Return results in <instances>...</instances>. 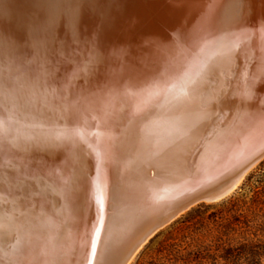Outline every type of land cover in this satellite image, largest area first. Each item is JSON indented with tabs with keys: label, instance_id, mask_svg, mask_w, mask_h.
Instances as JSON below:
<instances>
[{
	"label": "bare ground",
	"instance_id": "bare-ground-1",
	"mask_svg": "<svg viewBox=\"0 0 264 264\" xmlns=\"http://www.w3.org/2000/svg\"><path fill=\"white\" fill-rule=\"evenodd\" d=\"M46 1L2 0L0 15H4L2 19L4 23L0 22V35L3 33L4 39L16 41L23 39V32L12 31L15 24L8 21L11 19L9 17L11 13L13 16L17 15L16 18L22 14L27 21H25L26 26L39 23L41 20L43 22V24L39 23L42 25L41 31L33 29L32 36L33 38L39 36L40 40L44 41L47 50V57L44 58L46 61L61 58L64 49L59 48L60 50L56 51L53 41L59 33H64L63 42L77 38L76 41H81L83 46L82 51H76L81 47L74 45L66 46L65 49H73L76 54L81 52L79 59L82 58V62L87 57L94 56L90 61L87 60V66L96 64V67L99 63L95 68L96 83L101 84L102 88L98 91L93 87L87 90H82L80 87L76 90L72 83H66L68 90L61 96L56 83L57 78L51 80L56 91L55 96L51 95L48 85H42L41 80L40 83L37 82V74H35L38 72L45 77L49 76L52 73L50 68L36 71L35 67L27 75L22 71L21 76L25 77L26 82L24 86L22 85V90L20 87H14L10 81L5 83L0 79V121L5 122L0 125V146L6 149V152H0V171L3 170L5 161L12 157L35 158L42 161L38 174L41 180L45 179L46 182L40 186L45 190L44 193L34 196L33 199L18 201L12 219L14 227L8 230L0 228V264H67L71 258L74 264H85L88 253L92 250L91 246L88 247L89 237L91 232L95 234L97 228L96 226L94 229L93 224L96 222L100 228L99 214L103 215V209L100 212L101 207L89 197L93 182L99 185L100 182L98 176L96 181L92 178L87 179L89 172L85 169L87 163L92 161L95 153L98 156V153L101 154L109 147L110 152L118 154L117 159L132 156L137 150L131 149L129 152L123 150L124 147L125 149L128 147L124 144L128 138L126 132L114 138L122 129V125L117 124L112 130L110 129L112 125L110 126L109 121L112 114L115 119L117 118L118 105L121 106L123 100L128 99L124 103L127 106L126 116L129 117L130 112L148 113L150 119L159 120L157 123L163 124L161 130H157L151 139L155 144L165 136L164 134L171 131L177 122L188 117L196 120L220 119L222 116L229 120L239 118L250 110L243 84L239 81L238 85L236 79L241 74L240 60L242 57L245 59L246 52L252 49L248 42L250 37L248 34H255V30L259 29L262 33L260 36L264 38V32L261 31L264 28V11L260 8L262 0L258 3H248L249 9H246L239 22L230 24L232 26L229 30L219 31L216 24L221 20L216 16L215 23L207 27L205 32L201 28L203 25L201 21H204L206 16L188 13L190 6L182 0H115L113 6L103 13V17L100 10L84 9L94 5L95 0H75L81 5L78 23L74 22L69 12L56 14L53 18V14L42 7L44 5L42 2ZM117 1H121L122 6ZM230 1L232 3V0ZM241 3L245 5L247 2L243 0ZM67 22H69L68 29L64 30ZM183 22L187 24L184 29L189 27L199 34L202 33L203 39L191 42L190 45L196 46L191 45L190 52L178 54L173 41L176 39L175 33L181 28L179 25ZM90 33H93V36L89 38ZM94 36L96 38L93 40ZM85 45L90 48L87 49ZM225 52L227 55H224ZM166 55L171 56L168 61L171 65L175 64L173 65L175 67L166 78L156 80L151 77V72L161 64L160 60ZM70 59L75 60L74 57ZM70 64L65 61L61 64L62 69L66 70V75L67 72L74 70L72 61ZM204 65H207L210 71L197 75ZM185 73H188L195 82L182 79ZM8 83L11 84L10 88L2 86ZM112 84L120 86V90L116 89L120 93L115 95L116 97L113 93L104 95L105 99L97 102L88 117L84 115L86 110L79 112V109H76L78 105L74 101L89 107L94 101V96L104 93L106 89L104 87ZM13 87L20 92L17 96L18 100L15 103L9 100L12 105L6 106L4 100L6 95L8 97L6 92L14 90ZM3 92L5 96L2 95ZM61 98L76 108L65 110L67 105ZM123 114L124 111L121 115ZM258 130L261 132L259 128ZM57 135L62 136L60 141L52 139ZM87 135L90 139H86ZM28 137L41 139L29 141L26 139ZM13 138H18L17 143L20 145L27 144L29 151L22 152L19 147L9 143ZM114 139H117V142L114 143ZM121 164L122 162H119L115 168H119ZM74 171L77 173L73 174ZM70 174L74 175L76 180L77 192L73 198L79 200V202L76 200L79 211L77 218L76 214L64 216V206L71 200H67L63 195L61 176ZM86 181L90 184L89 187ZM104 185L105 187L102 188L105 194L106 184ZM6 195L4 186L0 185V196L6 197ZM8 207L10 206L0 199V212ZM74 220L77 226L74 228L75 231L77 230V238L66 241L64 237L68 231L65 232L63 226L68 224L72 229ZM119 228L113 229L108 234L107 245L109 244L111 248L123 243L130 236V232L125 233V230L122 232ZM92 243L94 241L90 242V245Z\"/></svg>",
	"mask_w": 264,
	"mask_h": 264
},
{
	"label": "water",
	"instance_id": "water-1",
	"mask_svg": "<svg viewBox=\"0 0 264 264\" xmlns=\"http://www.w3.org/2000/svg\"><path fill=\"white\" fill-rule=\"evenodd\" d=\"M113 1L115 2V0H103V13L108 11L110 6H113ZM121 1H117V3L119 2L122 6ZM182 1H185V4L190 6V8L188 7V13L196 15L203 14V16H206L204 21H201V25L203 24L201 26L203 32H205L207 27L215 23L214 19L216 16H218V20L219 18L221 20L227 5L231 3L230 0ZM241 1L243 2V0ZM244 1L247 3L245 5L242 4L244 7L242 6L241 9V18L246 13V9H249L248 3H258L259 0ZM1 2L2 0H0ZM46 3L47 1L42 2V4ZM262 3L260 8L264 11V4ZM257 6L259 7V5ZM84 9L89 11L93 9L98 10L93 7V4ZM251 13L249 12V14ZM12 14L9 16L11 19L8 20L10 21L9 23L15 24V28L12 31L23 32L24 36H22V40L19 39L15 52L10 54L4 48V43L7 38L4 39L3 33L0 35V79L3 82L7 83V81H10L14 87H20L22 90L23 84L26 82L25 77L23 78L21 76V72L25 71L27 75L30 70L36 67V71L37 69L40 71H44L45 68L51 69L52 73L46 77L44 74H39L38 72H35V74H37V82L40 83L41 80L42 85L45 86L47 84L51 95L54 96L56 95V91L53 89L51 80L57 78L56 83L58 84V91L61 96H63V93H66L68 90L66 86L70 83L73 84L76 90L80 87L82 90L93 87L96 91L102 88L101 84L98 85L96 83L97 71H95V68L99 63L96 67V64L87 66V60L90 61L94 56L87 57L85 61L83 60V63L82 58L79 59L81 52L76 54L77 52L73 49H65L66 46L71 47L74 45L78 48L81 47L76 51H82L83 46L81 41H76L77 38H74L69 42H63L62 36L64 33L61 31L62 33H59L56 39H52L55 42L54 48L56 51L64 49L61 52V58H59L61 62H59V59L46 61L44 58L47 55V50L44 41L40 40L41 38L39 36L35 38L32 36L33 29L41 31L40 26L42 25L39 23L41 22L43 24V22L40 20L39 23H31L26 26V20L22 14L17 18V15L13 16ZM7 15H9L8 12ZM3 18L4 15H0L1 23H4ZM218 23L216 27L219 28V31L229 30L230 26H232L221 21ZM250 24L251 22L248 24V27H250ZM68 25L69 22L65 23L64 30L66 28L68 29ZM36 26H39V28H36ZM186 26L187 24L184 22L179 25V27L183 28ZM187 30L194 29L188 27ZM177 34L178 32L175 33L176 36ZM261 34L259 29L255 30V34H248L250 35L248 42L252 49L246 52L247 57L245 59L242 57L240 60L243 64H240L241 74L236 78L238 79V85L240 81L243 84L244 92H246L245 76H247V83L252 85V94L246 95L249 100L248 105H250V110L240 115L239 118L229 120L222 116L220 119L207 120L199 118L196 120L188 117L185 120L183 119L177 122L175 127L164 134L165 136L155 144L151 142V139L157 130H161L163 124L157 123L159 120L150 119L148 113L137 112L132 114L130 112L129 117L126 116L127 113L125 111L127 106L124 103L128 99H124L121 106L118 105L117 120L114 114L112 116L110 115L109 124L110 126L112 125L111 130L117 124L122 125V129L114 138L120 133L126 132L128 134L127 140L124 141V144L128 145V147L127 149L124 147L123 150L127 152L131 149L137 150L132 156L117 159L118 154L115 155L112 151L110 152L111 148L109 147V149L106 148L107 152L103 151L101 154L98 153V156L96 153L95 156L93 154L92 161L87 163V168L84 167L89 170L87 179L92 178L96 181L98 176L100 186L105 187L104 183L106 184V197L104 198L103 208H100V212L103 209V215L99 214L101 226L99 228L96 222L93 224V228H96V226L97 228H94L95 234L91 232L89 237L88 247L90 248L91 246L92 250L89 252L88 249L89 253L85 264H131L142 249L160 231L170 226L182 215L198 205L218 203L230 197L241 187L250 172L264 160V38L260 36ZM92 36L93 33H90L88 37L90 38ZM95 38L94 36L93 40ZM60 41L61 43H59ZM63 45L64 47L62 48ZM191 45L196 46L195 44ZM191 45L189 43L182 49L176 47V52L178 54L180 52L184 54L185 51L190 52L189 47ZM85 46L87 49L90 48V46ZM31 48H34V50H30ZM29 51L35 52L27 54ZM21 54L23 56H19ZM72 57L75 60H71L70 58ZM169 57L171 56L166 55L163 57V60H160L161 64L153 68L151 77L160 80L172 73L175 67L173 65L175 64L171 65L169 63ZM63 61L65 63L68 62V65H71L70 63L72 61L75 71L67 72L68 75H66V70L62 69L61 65ZM253 81L255 82L253 83ZM62 83L67 84L63 85ZM78 85L80 86L78 87ZM104 88H106L104 93L96 94L93 103L89 104V107L87 106L88 108L83 104H78L79 101H74L78 106L77 108L73 107L74 105L72 106L69 102H65L66 100L64 98H61L67 105L65 110L70 111L73 108L79 109V112L86 110L84 115L88 117L92 113V110H94L93 108L97 102L100 99H105L104 95L109 93H113L114 96L118 95L120 92L117 90L121 89L120 86L113 84ZM7 93L8 97L6 95L7 98L5 97L4 99L6 101L5 105L11 107L12 104H10L9 100L15 103L18 100L17 96L20 92H17L16 88H14V90L7 91ZM10 94L12 97L9 96ZM2 95L5 96V92ZM122 111H124L123 115H121ZM258 128L261 132H259ZM86 137V139H90L88 135ZM116 140L114 139V143L117 142ZM119 162H122V164L116 169L115 167L118 166L117 164ZM75 173L77 172L74 171L73 174ZM45 183V179L40 180L39 184L35 183L36 185L34 184L32 186L33 192L37 193L36 195L44 193L45 190L41 189L40 186ZM86 183L87 187H89L90 184L87 181ZM83 192L85 191L83 190ZM76 200L72 198L71 201L65 204L64 216L68 215V207L70 206V215L74 216L76 214L77 218V212L79 211H77L78 204ZM77 201L79 202V200ZM68 221H70L69 218ZM73 223L72 229L68 224H64L63 226L64 231H68L64 237L66 241L71 240V238H77V230H74V228H77L75 220ZM118 227H120L119 230H122V232L124 230L125 233L130 232V236L123 243L111 248L109 244L107 245L108 234ZM92 241L94 243L90 245ZM93 244L96 245L94 249ZM68 253L70 255V252ZM67 264H74L73 259H69Z\"/></svg>",
	"mask_w": 264,
	"mask_h": 264
},
{
	"label": "trees",
	"instance_id": "trees-1",
	"mask_svg": "<svg viewBox=\"0 0 264 264\" xmlns=\"http://www.w3.org/2000/svg\"><path fill=\"white\" fill-rule=\"evenodd\" d=\"M253 176L208 217L195 214L203 208L200 205L175 221L162 240L157 241L159 234L152 239L134 264H264V190L252 191L250 197L244 193ZM188 231L194 235L189 241ZM201 231L211 238H197Z\"/></svg>",
	"mask_w": 264,
	"mask_h": 264
},
{
	"label": "snow or ice",
	"instance_id": "snow-or-ice-1",
	"mask_svg": "<svg viewBox=\"0 0 264 264\" xmlns=\"http://www.w3.org/2000/svg\"><path fill=\"white\" fill-rule=\"evenodd\" d=\"M242 3L233 2L227 5L226 11L221 17V22L225 24H231L237 22L241 19V9ZM42 7L47 8L52 14L53 18L56 14H62L64 12H69L72 15L74 22H79V9L81 5L75 0L71 2H65V0H47V3L42 5ZM93 7L101 11V17H103V0H95ZM102 22V21H101ZM264 32V28L261 29ZM203 39L202 36L194 30H187L181 27L178 29V34L176 39L173 41V44L177 48H184L187 44ZM206 43V42H205ZM18 46V41L13 39H8L4 43V48L10 54L15 52ZM227 55V52L224 53ZM210 71L207 68V65L202 66L200 72L197 75H202ZM182 79L189 80L190 82H195L191 80V77L188 73H185ZM246 82V95L252 94V85L247 83V76H245ZM255 81H253L254 83ZM3 87L10 88L11 84L2 85ZM5 122L0 121V125H3ZM27 140L31 141L33 139H41L39 137H28ZM47 139V138H43ZM56 141L62 139L61 135L52 137ZM18 138H13L9 143L13 144L15 147H19L22 152H28L29 148L27 144L20 145L17 143ZM0 152H6V149L3 146H0ZM42 161L36 160L35 158L29 159L27 157L16 156L5 161L3 170L0 171V185H3L6 191V197L0 196V199L4 200V203L9 205L7 209L3 212H0V228L6 230L14 227L12 223L13 216L17 209V203L20 200H29L32 196L36 195L32 190L34 183L39 184L41 177L39 176V171L41 169ZM62 183V192L67 200H71L75 193L77 192L76 180L74 175L70 174L67 176H61ZM90 199L94 200L101 208L104 205V190L99 185V183L93 182V186L89 192ZM68 215L71 214V208L68 207Z\"/></svg>",
	"mask_w": 264,
	"mask_h": 264
},
{
	"label": "rangeland",
	"instance_id": "rangeland-1",
	"mask_svg": "<svg viewBox=\"0 0 264 264\" xmlns=\"http://www.w3.org/2000/svg\"><path fill=\"white\" fill-rule=\"evenodd\" d=\"M251 174H253L254 176H253V178L248 182V184H247V187L244 189V193H246V195L248 196V197H250L251 195H252V191H255V190H259V191H261V190H264V160L257 166V167H255L251 172H250V174L249 175H251ZM248 175V176H249ZM247 179V178H246ZM245 179V180H246ZM245 182V181H244ZM243 182V183H244ZM243 185V184H242ZM241 185V186H242ZM241 188V187H240ZM239 188V189H240ZM238 189V190H239ZM237 190V191H238ZM236 191V192H237ZM235 192V193H236ZM234 194V193H233ZM232 194V195H233ZM231 195V196H232ZM227 199V198H226ZM225 200V199H224ZM222 201H220V202H218V203H211V204H201V206H203V208L201 209V211L200 212H202V213H195V214H197V215H202V216H205V217H208V215L210 214V213H212V212H215V211H217L218 209H220L221 208V205H220V203H221ZM198 206H200V205H198ZM198 206H196L195 208H193L192 210H190V211H193L194 209H196ZM189 211V212H190ZM189 212H187V213H185L184 215H186V214H188ZM184 215H182V216H184ZM181 216V217H182ZM180 217V218H181ZM179 218V219H180ZM178 220V219H177ZM176 220V221H177ZM173 224V223H172ZM171 224V225H172ZM170 226H168V227H166L165 229H163L162 231H164L163 233H162V231H160L158 234H159V236H158V240L157 241H159V240H162L163 239V235H165V233H166V231H167V229L169 228ZM214 233V232H213ZM157 234V235H158ZM156 235V236H157ZM186 235H188L189 237L186 239L187 241H189V239H191V237H193L194 235H193V233L191 232V231H188L187 233H186ZM155 236V237H156ZM211 235H210V233L208 232V231H201L199 234H197V238H200L202 241H207V240H209L211 237H210ZM154 237V238H155ZM181 237H182V234L181 233H179V235H178V240H180L181 239ZM153 238V239H154ZM177 240V241H178ZM152 241V240H151ZM150 241V242H151ZM156 241V242H157ZM149 242V243H150ZM148 243V244H149ZM147 244V245H148ZM146 245V246H147ZM156 245V243H154V245L153 246H155ZM146 246L142 249V251L146 248ZM141 251V252H142ZM140 252V253H141ZM139 253V254H140ZM139 254L137 255V257L133 260V262L131 263V264H134L135 263V261H136V259L138 258V256H139ZM149 255V254H148ZM148 255H146L145 256V259H144V261H146L148 258H149V256Z\"/></svg>",
	"mask_w": 264,
	"mask_h": 264
}]
</instances>
